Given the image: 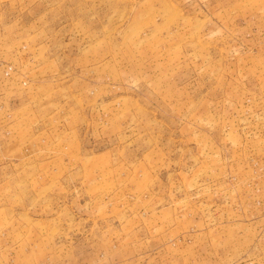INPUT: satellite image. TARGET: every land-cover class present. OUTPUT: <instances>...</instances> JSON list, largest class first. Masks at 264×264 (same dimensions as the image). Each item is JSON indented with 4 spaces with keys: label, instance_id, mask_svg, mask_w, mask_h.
Segmentation results:
<instances>
[{
    "label": "rangeland",
    "instance_id": "rangeland-1",
    "mask_svg": "<svg viewBox=\"0 0 264 264\" xmlns=\"http://www.w3.org/2000/svg\"><path fill=\"white\" fill-rule=\"evenodd\" d=\"M0 264H264V0H0Z\"/></svg>",
    "mask_w": 264,
    "mask_h": 264
}]
</instances>
